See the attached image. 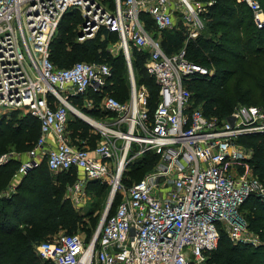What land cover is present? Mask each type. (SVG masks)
Returning <instances> with one entry per match:
<instances>
[{
	"label": "built area",
	"instance_id": "2783aa9c",
	"mask_svg": "<svg viewBox=\"0 0 264 264\" xmlns=\"http://www.w3.org/2000/svg\"><path fill=\"white\" fill-rule=\"evenodd\" d=\"M239 1L264 30L262 1ZM213 3L114 0L110 7L101 0H0V107L26 108L41 128L17 174L45 161L54 174L82 171L86 179H79L77 187L87 180L113 179V199L122 192L113 214L111 203L89 239L79 232L61 233L35 246L39 256L54 264H212L221 229L234 244L256 243L247 235L240 209L250 196L264 201V182L250 172L253 150L240 138L264 133V107L239 104L230 114L233 124L227 118L219 121L195 105L187 87L188 80L213 74L189 60L186 51L204 30L203 14ZM72 11L83 19L80 40L94 38L101 28L117 32L128 60L127 101L110 93L113 69L108 63L77 61L58 67L52 62L51 42ZM144 13L153 18L159 35L173 29L178 16L187 32L184 46L167 54L145 28ZM132 47L149 53L145 67L159 89L153 110L148 88L137 85ZM92 95L100 96L99 106ZM75 98H81V106L73 103ZM84 108L99 109L105 117L94 118ZM70 113L100 132L96 145L71 137ZM15 152L2 153L0 166ZM146 153L159 159L143 178L128 189L121 177L115 183L121 163L125 169Z\"/></svg>",
	"mask_w": 264,
	"mask_h": 264
},
{
	"label": "trees",
	"instance_id": "16d2710c",
	"mask_svg": "<svg viewBox=\"0 0 264 264\" xmlns=\"http://www.w3.org/2000/svg\"><path fill=\"white\" fill-rule=\"evenodd\" d=\"M213 1L214 3L208 5L207 11L203 14L204 30L186 46L189 60L208 67L213 70V74L209 78L208 76L192 78L187 81V87L193 94L195 105H200L208 117L221 121L241 103L264 107V30L255 26L253 14L244 2ZM261 1L264 5V0ZM73 13L79 12L72 11L63 17L51 42L52 62L58 67H69L79 58L89 60L78 61L108 63L114 72L108 89L120 101H127L130 97V80L129 83L126 82L125 76L120 72L121 62L112 55L108 47L110 39L119 40L117 32L101 28L94 38L80 42L76 39V34L79 37L76 27L82 21V16L78 14L79 20L71 15ZM141 19L145 28L160 39L167 54H172L184 46L187 32L180 20L173 29L159 35L150 15L144 13ZM148 56V51L131 48L133 66L141 74H136L137 85L147 86L150 93L149 107L153 110L159 100V89L154 78L146 70L145 62ZM120 57L124 62V55L121 54ZM208 64H212L213 69ZM126 95L127 100H123ZM92 96L96 106H99L100 96ZM73 103L81 106V98L73 99ZM82 110L97 119L104 115L96 108ZM28 115L19 118L6 115L0 117V155L12 148L24 154L34 147L41 128L39 120L30 112ZM89 128L93 129L80 118L71 119L69 122L70 135L74 140L86 138L94 146L98 139L92 134L87 135ZM240 142L253 150L251 159L253 170H260L258 177L264 182V133L241 137ZM19 157L23 156H14L0 166V264H54L39 256L35 252V246L47 241L48 234L59 229H68L70 232L65 233L69 234L77 233L80 223L86 221L61 200L62 193L59 189H52L54 180L45 161L22 175L12 190L14 177L22 161ZM138 159L133 162L130 170L136 171L144 167L146 171L148 168L151 170L158 162L159 156L146 153ZM74 171L60 172L59 180L63 179V175ZM93 181L99 183L96 180L90 182ZM119 200V197L114 200L110 215L115 211ZM245 209H248L249 226L259 228L264 238V201L250 196L240 210ZM91 211L89 215L93 213ZM90 220L92 223L85 227L89 231V238L93 235L96 218L91 216ZM210 262L264 264V244L254 247L234 244L225 230L221 229L220 241L218 247L211 252Z\"/></svg>",
	"mask_w": 264,
	"mask_h": 264
},
{
	"label": "rangeland",
	"instance_id": "374dc122",
	"mask_svg": "<svg viewBox=\"0 0 264 264\" xmlns=\"http://www.w3.org/2000/svg\"><path fill=\"white\" fill-rule=\"evenodd\" d=\"M101 1L103 3H105L106 5L110 6V7L114 6V0H112V2H110L111 0H101ZM78 14L77 13H73L71 15H74L75 17H77ZM78 19L80 20V18H78ZM178 20H179V18L177 16L176 17V21H178ZM81 23H82V21H80L77 24V27H76L78 35H79V32H80ZM76 39H78L80 42H85V40H80V38L77 36V34H76ZM108 47H109V50L112 53V55L114 57H116L117 60H119L121 62L120 72H122V74L125 76L126 82L129 83L128 60H127V58L125 56V50L121 46L120 41L118 39H115V41L110 39V41L108 43ZM121 54L124 55V62H122V60H121V57H120ZM78 60H89V58H85V59L79 58ZM78 60H75L74 62H76ZM73 63H71V64H73ZM132 66H133V63H132ZM208 66L211 67L212 69L214 67L212 64H208ZM133 72H134L135 77H136V74L138 72L136 71L134 66H133ZM113 75H114V72H113ZM138 75H141V74L138 73ZM127 95L129 96L128 93H127ZM127 95L125 96V98H123V100H127L126 99L128 97ZM157 100H158V97H157ZM241 104H247V103H241ZM28 114H29V112H28V110L26 108L11 109V108L0 107V117L6 115L8 117H14V118L17 117V118H19V117H23V116H29ZM100 114H102V113H100ZM93 116H95V115H93ZM101 116L104 117V115H101ZM69 117H70V119H75L77 116H75V114H73V113L72 114L70 113ZM81 120L83 121V119H81ZM87 130H88L87 135H91L92 134L93 137H95V138L97 137L96 139H98V140L101 138V134H100V132H96L97 130H93L91 128H89ZM8 150L9 151H12V150L14 151V148L8 149ZM9 151H7V152H9ZM18 155L19 156H23V154L21 152H15L14 156H18ZM19 158H22V157H19ZM139 158L141 159V156ZM138 161H139V159H138ZM133 162L134 161L130 162L127 165V167L125 169H123V172L121 174V183L124 185V187L126 189L131 187L133 185V183L136 182L137 180L143 178L145 176V174L148 172V170L150 169V168H148L149 165L147 164L146 165V168H148L147 171L144 169L145 167L144 168H139V170H136V171L130 170V169H132ZM250 172H252L255 176H258V174L260 173V170L259 169L257 171L256 170H252ZM114 173H117V170ZM51 174H52L53 180H54L52 189L53 190L56 189V188L59 189L61 191V193H62V199L61 200L65 201V203H67L68 207L74 209V211L78 212L80 214V216H82L85 219L86 222L80 223V227L77 230V232L81 233V235L83 237L88 239L89 238V236H88L89 231L86 230L85 227L89 226L92 223L91 220H90L91 216L96 218V220H95L96 221V225L93 227L94 231L97 228V226L99 225V223L101 221V218H102V216H103V214H104V212L106 210V207H107V205L109 203L111 191H112V188H113L112 187L113 179H111L108 182H104V183H102L100 181H98L99 183L94 182V181L90 182L91 180H87L84 184H82V185L79 184V187H77L79 179H82L84 181L86 179L85 175L82 174L80 171L75 170L73 173H70V174H68L66 176L63 175V179H61V180H59V175H60L59 173H57V174L51 173ZM19 177H21V176H18V178ZM117 197L121 198L122 197V192H119V194H117V196L114 197V199L112 200V205H113L114 200ZM91 210H93V211H91ZM90 211L93 212V213H91V215H89ZM247 211H248V209L241 210V213L243 214V217L246 220V223L248 225V227H247V229H248L247 235L251 239H256V243L255 244H253V243H240V244H246V245H250L252 247L258 246L260 244H264V238L261 236V232H260L261 230L259 228H252V227L249 226V222H248V219H247ZM64 232H70V230L65 229V228L59 229V231H57L55 233L48 234V236H47L48 239L47 240H52L54 237H56L57 235H59L61 233H64ZM210 257H211V255H210Z\"/></svg>",
	"mask_w": 264,
	"mask_h": 264
},
{
	"label": "bare ground",
	"instance_id": "6f19581e",
	"mask_svg": "<svg viewBox=\"0 0 264 264\" xmlns=\"http://www.w3.org/2000/svg\"><path fill=\"white\" fill-rule=\"evenodd\" d=\"M122 170H123V163H121V164H120V167L118 168V172H117V176H116L115 183H117L118 180H119V178L121 177ZM112 199H113V192H111L109 202H110Z\"/></svg>",
	"mask_w": 264,
	"mask_h": 264
},
{
	"label": "crops",
	"instance_id": "0c3cea01",
	"mask_svg": "<svg viewBox=\"0 0 264 264\" xmlns=\"http://www.w3.org/2000/svg\"><path fill=\"white\" fill-rule=\"evenodd\" d=\"M81 105H82V104H81ZM81 108H83V107H81ZM104 117H105V116H104ZM76 118H77V117H76ZM102 118H103V117L101 116V119H102ZM25 156H26V153L23 154V157H25ZM80 172L83 174L82 171H80ZM17 175H18V176H22V175L16 173V176L14 177V180H13V181H14V185H13L12 190L15 189V185L19 182V180H20V178H21V177L18 178Z\"/></svg>",
	"mask_w": 264,
	"mask_h": 264
},
{
	"label": "water",
	"instance_id": "95a60500",
	"mask_svg": "<svg viewBox=\"0 0 264 264\" xmlns=\"http://www.w3.org/2000/svg\"><path fill=\"white\" fill-rule=\"evenodd\" d=\"M227 120H228L231 124H233L234 121H235V117H234L233 115H229V116L227 117ZM111 203H112V200L108 203V205H107L105 211H108V209L110 208Z\"/></svg>",
	"mask_w": 264,
	"mask_h": 264
}]
</instances>
